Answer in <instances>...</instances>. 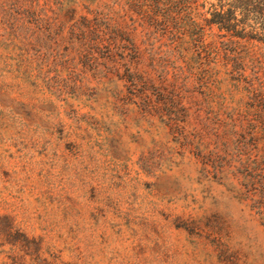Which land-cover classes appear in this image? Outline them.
I'll return each mask as SVG.
<instances>
[{"label":"rangeland","instance_id":"1","mask_svg":"<svg viewBox=\"0 0 264 264\" xmlns=\"http://www.w3.org/2000/svg\"><path fill=\"white\" fill-rule=\"evenodd\" d=\"M24 69L0 47V264H264V228L170 136Z\"/></svg>","mask_w":264,"mask_h":264},{"label":"trees","instance_id":"2","mask_svg":"<svg viewBox=\"0 0 264 264\" xmlns=\"http://www.w3.org/2000/svg\"><path fill=\"white\" fill-rule=\"evenodd\" d=\"M0 47L131 105L264 228V0H0Z\"/></svg>","mask_w":264,"mask_h":264}]
</instances>
